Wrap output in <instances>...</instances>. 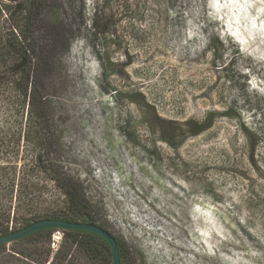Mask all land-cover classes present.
I'll list each match as a JSON object with an SVG mask.
<instances>
[{"label": "rangeland", "instance_id": "1", "mask_svg": "<svg viewBox=\"0 0 264 264\" xmlns=\"http://www.w3.org/2000/svg\"><path fill=\"white\" fill-rule=\"evenodd\" d=\"M46 14L33 69L49 126L0 88L15 186L32 176L44 207L64 206L38 165L52 135L50 158L83 184L125 264H264V0H48ZM64 236L38 245L44 264H60ZM4 247L0 264L41 262L29 241Z\"/></svg>", "mask_w": 264, "mask_h": 264}, {"label": "trees", "instance_id": "2", "mask_svg": "<svg viewBox=\"0 0 264 264\" xmlns=\"http://www.w3.org/2000/svg\"><path fill=\"white\" fill-rule=\"evenodd\" d=\"M7 1L0 0V16L5 14L10 20L8 27L0 23V88H3V92L9 96V99L14 97V101L21 99L27 103L31 117L40 124L44 123L49 126L53 119L47 108L46 97L37 87V75L33 69L38 56L37 49L42 41L40 29H46L48 25L46 23L48 0H11V2L15 1L11 4ZM10 8H16V14L18 12L19 16L14 17ZM94 123V133L102 134L106 131L104 122L99 124V120L95 119ZM60 144V140L52 135L42 136L38 146V165H42L45 157L46 179L63 196V207L58 205L56 199L51 200L53 206L48 204L49 206L44 207L43 203L48 200L44 197L46 193L44 186L34 182L32 176L23 177V183L15 186L16 169L14 165L0 163V235L9 234L43 219L98 224L93 205L86 196L83 184L68 170H65L64 166L50 158L52 151L61 147ZM30 173L34 172L30 171ZM13 197L17 201L15 205ZM12 207L15 212L11 218ZM10 220L15 223L12 229L9 227ZM54 231L53 228L42 229L18 241H29L35 245V249L27 255L35 256L33 254H36V257L41 260L44 251L38 245L50 243ZM64 234L63 241L66 242L64 249L60 248L55 254L60 258V264H64L65 261H68V264H77L75 261L81 258L92 259L95 262L101 261V264H113L111 248L101 236L83 230H64ZM118 243L121 262L125 264V246L119 239ZM4 246L5 244H0V254ZM20 253L25 254V252ZM48 255L50 256V253ZM49 258L43 261L48 262ZM33 261L37 264H44L42 260L41 262ZM54 262L53 258L50 264Z\"/></svg>", "mask_w": 264, "mask_h": 264}, {"label": "water", "instance_id": "3", "mask_svg": "<svg viewBox=\"0 0 264 264\" xmlns=\"http://www.w3.org/2000/svg\"><path fill=\"white\" fill-rule=\"evenodd\" d=\"M62 229V230H83L93 232L102 238H104L109 244L112 252L113 264H122L120 247L116 236L111 233L108 229L93 223L87 222H76L60 219H43L31 223L30 225L13 231L9 234L0 235V244H8L11 242L18 241L28 235L37 232L42 229Z\"/></svg>", "mask_w": 264, "mask_h": 264}, {"label": "built area", "instance_id": "4", "mask_svg": "<svg viewBox=\"0 0 264 264\" xmlns=\"http://www.w3.org/2000/svg\"><path fill=\"white\" fill-rule=\"evenodd\" d=\"M57 231H55L52 235V245L53 246H57L59 242L62 241L63 239V235H64V230L62 229H56Z\"/></svg>", "mask_w": 264, "mask_h": 264}]
</instances>
